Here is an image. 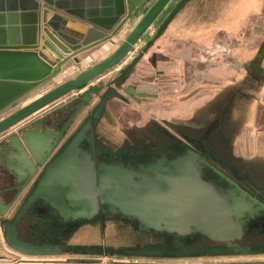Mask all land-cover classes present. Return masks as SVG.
Wrapping results in <instances>:
<instances>
[{"label":"water","instance_id":"obj_1","mask_svg":"<svg viewBox=\"0 0 264 264\" xmlns=\"http://www.w3.org/2000/svg\"><path fill=\"white\" fill-rule=\"evenodd\" d=\"M20 1L27 7L21 16H30L31 22H23L22 26L0 24V113L72 64H77L80 69L2 118L0 133L68 93L87 90L58 134L56 129L37 135L33 130L25 129L7 137L4 149L9 155L4 159L0 157V168L12 177L17 192L6 200L0 187V218L7 215L24 188L33 183L35 175L37 180L13 217L0 220V233L5 242L30 256H55L70 251L88 255L114 253L100 245L71 247L60 242L36 243L22 239L18 225L28 210L41 200L49 215L63 224L80 217L90 219L101 211L108 218L131 217L145 232L177 236L168 245H136L118 250L120 255L192 257L264 253V244L235 242L244 235L243 221H255L264 215V201L248 194L239 185L226 191L212 179L205 178V165L217 170L205 155L187 150L170 158L171 150H167L146 165L133 169L123 163L99 162V158H93L91 153L82 156L76 153L83 138L89 139L87 131L98 122L107 99L115 93L114 89L103 96L65 148L53 154L70 122L99 92V87L93 84L94 79L109 71L134 47L169 0H154L116 49L85 69L81 68V59L77 55L119 35L147 0H43L46 3L43 27L39 25V1ZM185 2L181 0L177 4L147 48ZM64 14L74 19L68 20ZM195 234L223 244L196 245L182 240L186 236L195 239Z\"/></svg>","mask_w":264,"mask_h":264},{"label":"flooded vegetation","instance_id":"obj_2","mask_svg":"<svg viewBox=\"0 0 264 264\" xmlns=\"http://www.w3.org/2000/svg\"><path fill=\"white\" fill-rule=\"evenodd\" d=\"M180 1L169 0L134 47L109 71L94 79L93 84L99 87V92L93 96L91 104L84 105L70 122L53 154L65 148L103 96L114 89L115 93L107 99L98 122L87 131L89 139L84 137L76 149L80 156L91 153L93 158H99V162L123 163L135 169L167 150H171L170 158L193 150L205 155L210 165L217 169L205 165V178L212 179L226 191L239 185L248 194L264 201V155L246 156L238 144L243 130L250 123L248 117L256 121L264 114V41L258 47L249 48L247 28L251 15L262 16L257 14L258 11L254 14L248 9L260 7L263 12L264 0H186L147 48ZM152 26L153 29L149 31ZM235 27L238 29L232 30ZM190 49L192 53L188 52ZM137 58L139 60L132 70L124 75ZM233 70L234 74L231 72ZM86 90L83 88L68 93L65 95L68 98H64L66 102L58 107L53 106L56 100L49 108L47 106L1 132L0 157L4 159L9 155L4 149L7 137L22 130L31 129L37 135L56 129L58 134ZM173 97L176 100L181 97L178 102H194L186 117L168 118L166 112L153 110L156 101H167ZM133 108L136 111H149V115L141 113L139 116L132 111ZM34 178L33 183H29L19 195L15 213L33 189L36 175ZM16 186L6 170L0 168V187L6 200L16 194ZM13 215L1 217L0 220L11 219ZM28 216L26 226L22 227L21 222ZM35 218L44 222L29 221ZM118 218L142 231L137 220L131 217L108 218L101 211L90 219L80 217L63 224L55 216H50L44 203L39 200L20 221L19 236L36 243L60 242L71 247L80 246L71 245L68 236L76 235L87 222L94 221L99 225L101 220ZM243 226L242 239L235 241L241 244H244L243 239L247 235L264 231V215L255 221H243ZM57 229L59 237L56 236ZM149 232L157 242L148 246L168 245L177 237ZM189 238L186 236L182 240L196 245L223 244L200 234H195V239ZM74 239L78 240L77 237Z\"/></svg>","mask_w":264,"mask_h":264},{"label":"rangeland","instance_id":"obj_3","mask_svg":"<svg viewBox=\"0 0 264 264\" xmlns=\"http://www.w3.org/2000/svg\"><path fill=\"white\" fill-rule=\"evenodd\" d=\"M153 1L154 0H147L144 3V5L140 8V10L135 14L133 19L131 20V24L129 25V28H128L129 31L133 28V26L140 19V17L145 13L148 6ZM249 1H251V0H249ZM257 10H260V9H259V7H258V9H256L255 6L251 7V9H250V11H252L254 14H256L255 12ZM257 14H261L262 16L257 15L255 17V15H251V17H249V19H248L249 21H248L247 28H248V33H249V38H248V47L249 48L251 46L258 47L260 45V43L262 41H264V9H263V12H260ZM160 19H162V18H160ZM160 19L157 21V23L160 21ZM153 27L154 26H152L149 29V31L152 30ZM128 32L122 33L121 40L124 39L125 35ZM119 38H117L116 41H112V43H109L106 46L101 47L99 49V51L97 52L99 55L96 58L99 59V56L103 57V56H106L109 53H111L116 48V46L119 44V42H117V40ZM217 56H220V54L217 53ZM96 58H93L92 60L87 59L85 61V65L81 64V68L85 69V68L89 67L94 62H96L95 61ZM68 71H70V70L68 69L67 72ZM77 71H79V69H77ZM215 71H219V69H215ZM231 72L233 74L235 73L234 70ZM63 74H64V72H63ZM66 76L61 74V75L55 77L56 79L58 78L57 80L54 79L50 83H48V82L45 83L44 85L39 87L37 90L33 91L32 93H30L29 95H27L26 97H24L23 99L16 102L14 105H12L8 109H6L2 113H0V119L4 118L5 116L10 114L11 112L17 110L18 108L24 106L25 104L29 103L30 101L34 100L35 98L41 96L43 93L52 89L57 84L63 82L64 80H66ZM235 76H237V75H235ZM182 90H183V88H182ZM182 95H184V94H182ZM185 95H186V93H185ZM180 99H181V97L177 98V100H180ZM177 100H176V98L174 99V97H173L167 101H165V100H159V102L156 101L157 103H155L154 106H152V104H150V105L148 104V105H149V107L152 106L153 110H161V112L162 111L166 112V116L168 118L174 117V119H176L177 117H186L187 114L190 113L191 107L194 105V102H192V103H188L189 101L188 102H183V101L178 102ZM148 105H146V106L141 105V106H143V108H147ZM71 106H69V109H71ZM73 106H74V104H73ZM46 108H47V106H46ZM132 111H135L136 113L140 114L139 116H141V113L145 114L144 116L149 115V111L143 112V111H141V109L139 111H136L133 108ZM154 115L158 116L159 114L154 113ZM158 117H160V116H158ZM248 119L250 120L249 121L250 123L248 122L249 125L255 124V118L250 119L248 117ZM257 135H258V129L255 126H252L251 129L243 130L240 138L238 139V144L240 146H242L244 144H247V142H248V144H250L252 146V148H254V143L257 144L260 141V138H258ZM258 155L260 156V154L257 153L256 157H259ZM18 202L15 203V206L10 209V211L7 213L6 216L11 217L15 213V209L17 207L16 204H18ZM28 218H29V216L21 222L22 227L26 226L25 223H26V220ZM29 221H33V222L39 221L41 223L44 222V220L36 219V218L33 220H29ZM102 222H105L104 226L102 225ZM92 223H93V221L87 222L86 225L83 226V229L81 231L79 230L76 233V235L72 234V235L68 236V239L69 238L71 239L70 244L71 245H73V244L74 245L75 244H78V245H100L102 248H105V249H114L115 252L113 254H108V255H97V254L88 255V254H84V253H79V252L76 253L75 251H70V252L61 254V256L68 257L70 260L96 259L99 261V258L100 259L105 258L106 260H119V259H126V258L136 259L139 256L120 255V254H117L116 251H118L119 249L121 250L123 248H127V247H133V246H136L139 244L142 246L143 245L148 246L152 243L157 242L156 241L157 239L152 237L153 236L152 234H151L152 236L150 235L151 232H143L141 230H138L139 228L137 226H133L132 223H130L128 221H124V220L119 219V218L118 219H107V220H103V221L101 220L99 225H97V224L93 225ZM40 227H43V226H40ZM58 231H59V229H57L56 236L59 237ZM75 237H77L78 240H75L74 239ZM60 239H61V241L64 240V238H60ZM243 242L244 243L264 244V231L254 232L253 234L247 235L243 239ZM0 254L6 255L8 257L26 255V254H23V253L15 250V249H13L12 247H10L5 242L2 232L0 233ZM231 255H239V254H231ZM251 255H254V254H251ZM260 255H264V253H260ZM37 256H39V255H37ZM55 256H59V255H55Z\"/></svg>","mask_w":264,"mask_h":264},{"label":"crops","instance_id":"obj_4","mask_svg":"<svg viewBox=\"0 0 264 264\" xmlns=\"http://www.w3.org/2000/svg\"><path fill=\"white\" fill-rule=\"evenodd\" d=\"M0 1H2V3H0V14H1L0 24H5V26L6 25L8 26L9 24H18L19 26H22L23 22H25V23L31 22L30 16H25V17L21 16L23 9H26L27 7L25 8V6L21 3L20 0H16V1L12 0L10 2L8 0H0ZM37 1H39V4H40L39 12L41 15L39 25H42V27H43L44 22H43L42 17H43V11L45 9L46 3L43 0H37ZM263 8H264V6H262V9ZM259 9L260 10H257L258 12L256 11L257 13L261 12L260 7H259ZM249 11L250 10L248 9V12ZM13 15H16V16H13ZM64 16L68 20L74 19V17H72L70 15L64 14ZM133 17H132V19H133ZM132 19L129 20V22L126 24V26L121 31V33L119 35H117L116 37H113L112 39H110L109 41H107L103 44H100V45L95 46L93 48L87 49L86 51H84L82 53H79L77 55V57L81 59L80 64L85 65V61L87 59L92 60L93 58L98 57L99 54L97 52L99 51V49L101 47H104L107 44L112 43V41H116V39L119 37L120 38L117 40V42H120L122 33L129 31L128 28H129V25L131 24ZM247 23H248V21H247ZM84 25L88 26L87 23H85ZM236 29H238V27H235L232 30H236ZM22 35H23L22 31H20V36L23 37ZM166 39L169 40V38H166ZM169 46H170V43L167 44V47H169ZM191 51H192L191 49L188 50L189 53H192ZM96 59H95V61H98V60L102 59V57L99 56V59H97V60ZM68 69L70 71L67 72L66 70H68ZM77 69H80L79 66L77 64H72L71 66H69L65 69L66 72H64V74L62 73V75H64V76L67 75L66 76V79H67L69 76L76 73ZM54 79L57 80L58 78L57 79L54 78ZM54 79H51L50 81H48V83L52 82ZM85 89H87V88H85ZM82 91H84V90H82ZM65 97L68 98V96H63V97L59 98L53 104L54 108L58 107L59 105H61L64 102H66V100L64 99ZM69 97H73V96L70 95ZM48 108H49V106H48ZM252 126H255L258 129L257 137L260 138V141L257 144L254 143V148H252V146L250 144H248V142H247V144H244L242 146L239 145L240 151L246 156H253L254 154H257V153H259L260 155H264V114H262L261 116H259L257 118L254 125L253 124L248 125L247 129H251ZM104 260H105V258L104 259L99 258V261L96 259L70 260L68 257L61 256V255H59V256H30V255H21L20 256L19 255V256H15V257L14 256L8 257L6 255L0 254V264H104V262H103ZM107 261L109 262V264H264V255H260V254H254V255L242 254L241 255V254H239V255H214V256L207 255V256H192V257L139 256L136 259L126 258V259L107 260Z\"/></svg>","mask_w":264,"mask_h":264},{"label":"trees","instance_id":"obj_5","mask_svg":"<svg viewBox=\"0 0 264 264\" xmlns=\"http://www.w3.org/2000/svg\"><path fill=\"white\" fill-rule=\"evenodd\" d=\"M93 223L97 224V223L94 222V221H93ZM102 224H103V222H102ZM104 225H105V222H104ZM151 236H152V235H151ZM112 250H114V249H112ZM119 250H120V249H119ZM75 252H76V253H78V252H79V253H83L82 251H75ZM114 252H115V250H114ZM116 253H117V251H116Z\"/></svg>","mask_w":264,"mask_h":264},{"label":"built area","instance_id":"obj_6","mask_svg":"<svg viewBox=\"0 0 264 264\" xmlns=\"http://www.w3.org/2000/svg\"><path fill=\"white\" fill-rule=\"evenodd\" d=\"M103 262L104 264H109V262L106 259Z\"/></svg>","mask_w":264,"mask_h":264},{"label":"bare ground","instance_id":"obj_7","mask_svg":"<svg viewBox=\"0 0 264 264\" xmlns=\"http://www.w3.org/2000/svg\"><path fill=\"white\" fill-rule=\"evenodd\" d=\"M66 71H67V70H66ZM63 72H65V70H64ZM63 72H62V73H63ZM62 73H61V74H62Z\"/></svg>","mask_w":264,"mask_h":264}]
</instances>
